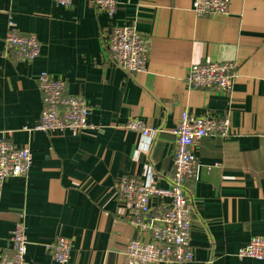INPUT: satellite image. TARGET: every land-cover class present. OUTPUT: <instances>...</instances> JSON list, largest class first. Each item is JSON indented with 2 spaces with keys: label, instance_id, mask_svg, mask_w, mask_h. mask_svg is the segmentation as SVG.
Listing matches in <instances>:
<instances>
[{
  "label": "crops",
  "instance_id": "obj_1",
  "mask_svg": "<svg viewBox=\"0 0 264 264\" xmlns=\"http://www.w3.org/2000/svg\"><path fill=\"white\" fill-rule=\"evenodd\" d=\"M194 0H117L114 15L94 0L62 7L53 0H0V138L29 147L26 177L9 178L0 202V253L24 215L25 264H61L46 246L58 237L72 242L65 264H133L134 240L149 234L132 224L116 184L125 177L155 174L167 188L174 171L173 130L184 112L229 117L227 137L207 136L196 149L198 167L189 182L193 204L191 245L185 264H264L241 259L239 250L264 236V0H231L228 16L204 17ZM12 16L23 33L37 36L41 56L18 61L6 53ZM118 26H135L149 43L145 73L112 66L108 38ZM232 63L230 93L190 87V65ZM47 72L67 83L66 92L93 107L87 131L35 130L43 109L38 76ZM157 131L149 138L127 129L131 121ZM10 133V134H8ZM153 198L152 206H159Z\"/></svg>",
  "mask_w": 264,
  "mask_h": 264
},
{
  "label": "built area",
  "instance_id": "obj_2",
  "mask_svg": "<svg viewBox=\"0 0 264 264\" xmlns=\"http://www.w3.org/2000/svg\"><path fill=\"white\" fill-rule=\"evenodd\" d=\"M62 7H70L74 0H53ZM95 6L114 15L117 0H94ZM231 0H194L193 11L198 16L218 17L230 14ZM6 53L18 61L33 62L41 56L42 45L34 34L23 33L14 23L12 16L7 23L5 35ZM149 43L135 26L115 27L108 38V52L112 66L129 75L145 73L149 61ZM38 87L42 95L43 109L37 131L63 133L66 131H87L96 127L89 122L93 107L81 96L66 92L67 83L43 72L38 76ZM235 67L232 63L207 61L189 67L186 82L190 87L219 93H230L235 84ZM127 129L148 137L145 150L155 138L157 131L147 127L143 121H131ZM230 119L195 117L184 112L173 130L175 155L173 175L167 188L156 187L155 174L149 171L144 178L125 177L116 184L119 199L132 215V224L140 232L149 234V241H131L126 255L133 264H185L194 259L191 245L193 229V204L189 182L196 173L199 142L207 136L227 137ZM10 134V133H8ZM33 162L29 147H16L6 138H0V202L3 188L9 178L26 177ZM264 174V168H263ZM159 206L153 207V198ZM12 248L0 253V264H25L28 238L24 215L16 225L10 238ZM52 259L61 264L68 263L72 242L58 237L46 246ZM241 259L264 260V236L253 237L239 250Z\"/></svg>",
  "mask_w": 264,
  "mask_h": 264
}]
</instances>
